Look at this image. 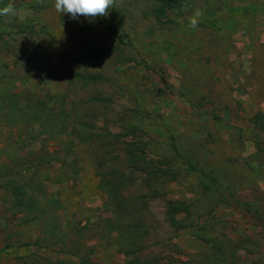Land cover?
<instances>
[{"label":"rangeland","instance_id":"374dc122","mask_svg":"<svg viewBox=\"0 0 264 264\" xmlns=\"http://www.w3.org/2000/svg\"><path fill=\"white\" fill-rule=\"evenodd\" d=\"M175 1L178 7L169 14V21L157 24L152 15L154 0H117L119 13L112 21L123 24L121 30L129 35L123 41L113 38L104 26H92L93 20L83 16L73 20L57 13L54 0H0V8L18 7L16 15L5 16L0 25V34L11 38L9 44L0 41V68L7 66L9 76L1 80L10 81L18 105L0 108V264L61 260L79 264L88 256L90 264H124L122 250L128 248H123L122 240L135 242V236L131 231L122 239L106 235L105 222L111 215L103 211L105 200L99 185L104 180L99 173H109L112 182L124 181L121 195L132 201L136 212L123 215L117 211L122 215L120 225L133 218L141 222L132 257L143 263L161 258V264H210L204 255L206 244L190 236L189 230L177 233L167 219L169 201L201 194L194 177L168 185L164 194L161 190L152 193L144 182L146 174L128 166L124 142L133 138H119L111 148L101 146L104 139L85 146L71 129L75 125L65 133L51 134L42 145L34 139L40 126L25 116L29 100L47 102L55 114L60 109L72 112V120L79 110L84 120H88L85 114L97 110L94 125L98 133L105 129L123 135L133 124H148L151 136L140 135L151 144L146 148L147 160L165 154L172 137L182 143H190V137L210 140L213 167L227 157L238 160L234 171L225 169L226 178L240 185L242 199L254 195L251 186L255 183L264 190L263 175L253 170L257 164L247 161L253 143L238 141L251 134L247 122L258 111L264 113V0ZM196 8L204 15L192 29L188 18ZM11 21L15 25L9 32ZM102 51H111V55L99 59ZM90 74L102 79L88 86L78 78L72 82L74 75ZM94 95L110 102L93 105ZM203 96L221 105L201 116L197 104ZM212 112L218 119H212ZM41 137L49 138L47 134ZM130 172L133 182L121 177ZM14 185L25 191V200L34 196L43 210L39 220L21 225L26 213L12 207ZM203 207L202 221L208 228L225 230L242 242L233 248L238 249L237 258H227L224 264H264V232H259L246 212L216 208L209 202ZM248 238L256 239L255 244ZM7 246L11 249L4 250Z\"/></svg>","mask_w":264,"mask_h":264},{"label":"trees","instance_id":"16d2710c","mask_svg":"<svg viewBox=\"0 0 264 264\" xmlns=\"http://www.w3.org/2000/svg\"><path fill=\"white\" fill-rule=\"evenodd\" d=\"M177 4L178 3H176L175 0H154L152 15L154 16L156 23L163 24L164 22L169 21V14L176 10L178 7ZM31 6H33L32 8H37L34 7L36 5L32 4ZM14 7L17 10V5H14ZM118 13L117 0H115V4L111 9H109L108 15L95 18L93 20L92 26H104L105 29H107L111 33V36L115 39L120 38L123 41L124 38L129 39V35L126 33V31H124V29L121 30V26L123 28V24H115L112 21L114 17L116 18ZM4 17L5 16H0V25L3 24ZM14 25L15 22L13 21L9 23V32H11ZM27 28L32 29L31 25H27ZM27 36L28 33L25 37ZM10 39L11 38L9 34H0V41L7 42H4L5 44H9L8 41H10ZM101 53L102 54L99 56V59L111 55V51H102ZM7 69V66H1L0 68V108H4V105L8 104L15 107L18 106L14 104L15 101L13 98L16 95L13 93L14 90L10 87V81L2 82L1 80L2 78H9ZM251 71L255 73V67H252ZM252 77L253 76H250V79ZM75 78L81 80L84 83V86L94 83L97 84V82L102 79L100 75L95 74H90L88 76L74 75L72 82ZM199 99L200 104H197V102L196 104L199 106L198 109L201 110L199 113L201 116L207 115L210 108L216 109L218 108V105H221V102L215 99H213L215 101L214 104L210 103L211 100L209 99V96H203ZM1 101L4 103L1 104ZM90 102L93 105H97L101 102H105V104L109 103L110 100L101 98L99 95H94ZM26 104L25 116L40 126V132L36 135L37 137H34V139H37V141L40 140L39 142H42V145L45 144L46 140L48 141L52 138L51 134L56 136V134L59 135L61 132L65 133L66 129L70 128L72 125L77 126L76 129L75 127H71V129H73L72 131H77L81 143L85 146L95 145L100 139H104L106 143L101 144V146H104V148L106 146L111 148L112 144H114V141H118L119 138H133L132 141L126 140V142H124L126 144V154L129 156L128 166L135 168L132 169L133 172L138 169L140 172L146 174L144 182L146 183V187H148L149 190H152V193L157 192L158 190H161L162 192V190H165L168 185L178 182L183 178L194 177L195 180H197L198 188L202 191L201 194L200 192L195 193L196 198L194 199L183 198V200L175 199L169 201L167 219L177 233L183 232L184 230H189L190 236L198 238L204 242V244H206L208 251H206L204 255L208 263L224 264L227 258H237L236 252L238 249L236 250L233 248L239 247V244L242 242L233 239L225 230H212L205 225L206 222L202 221V218L206 215L204 214L205 209L203 206L207 202L213 204L216 208L233 207L243 210L246 212L247 216L250 217L252 222L258 224L260 227L259 232H264V190L258 186V183H255V187L251 186V188H254V195H252L250 199H242L238 195V192L242 190L239 187L240 185L238 186L232 177L229 176L230 178H226L227 171L225 169L230 168L234 171V166H236L235 162L238 160L227 157L225 160H223V163L213 167L211 165L212 163L209 161V154L212 155V150L210 148L211 146L208 145L211 143L210 140L206 142L204 139H201V137L196 139H192L190 137V140H192L190 143H182L178 138L172 137L171 141L168 143L169 147L166 148L165 154L159 153L155 159L151 158L147 160L145 158L146 148L148 145L151 146V144L147 141H143L140 135L146 134L147 136H151L147 132V128L149 127L148 124H146V126L143 125L142 127L144 128L133 124L131 125V129H129L128 132L123 135H112L108 130L105 129L102 133H98V130L94 125L96 119L99 116L97 110L92 114H85L86 117L84 116V118L88 120L83 119V113L79 110L75 114L76 120H72L69 119L73 116L72 112H69L65 109H60V112L55 114L52 111V108H50L45 101L33 102L32 100H29ZM212 113V119H218L219 115H217L215 112ZM247 124L251 125V134L248 137H245L244 140L241 138L242 141H238L241 143H253L254 150L247 161H252V163L255 162L257 164L256 169H253L254 167L251 168L253 170L259 171L261 175H263L262 179L264 180V113L262 111H258L250 119V121L247 122ZM238 130L241 133L240 136L243 137L244 135L242 133V128H238ZM45 134H47L49 138L46 139L41 137ZM121 142L123 141L121 140ZM117 159L118 157H114V160ZM247 161L246 166L249 167L250 163ZM133 172L128 174L121 173V177L125 178L129 182H133ZM76 174L78 177L77 179L82 177L79 171L76 172ZM99 175H101L104 180L99 185L101 190L100 192L104 196L103 200H105L103 211L106 210L111 215V217L107 218V221L105 222L108 231L106 235L114 236L115 234V236L122 239V237L125 236L128 231H131L130 233L135 236V240L137 241V234L139 232V228L141 227V222L139 223V221L133 218L132 221L127 225H120L121 221L118 218L119 216H122L121 214L133 215L136 212L131 205L132 201L123 199V196L121 195L122 188L125 186L123 183L124 181H121V183L112 182L111 178H109V173H99ZM13 188L15 190L16 199L12 207L15 208L18 213H26V217L21 225L28 222L33 223L34 220H39L42 216L43 210L41 207L36 205L37 203L34 199V196L25 200V191L21 190L17 185H14ZM162 194L164 193L162 192ZM155 196L160 195L156 194ZM117 211L121 214H119ZM24 221L26 223H24ZM197 225H199V227ZM210 233H214V236L211 237ZM255 240L256 239L248 238L246 241L255 244ZM117 241L120 245L119 240ZM122 241L123 242L121 245L123 248L124 246L128 248V251H125V248L123 250L121 249L126 259L124 264H161V258L156 259L154 263H143L141 260L132 257L131 255L136 254L137 250L133 248H135L138 244L135 243L136 241L131 242L127 239H123ZM60 242L63 241L61 240ZM57 244H59V242ZM22 246L26 247L30 245L23 244ZM244 246L247 247L249 245L245 243ZM7 249H11V247L7 246L4 250ZM41 249L45 250L46 246L41 247ZM248 250L250 251V249ZM88 257L87 260L83 258L80 259L79 264H90ZM65 263L62 260L57 261V263L55 261L49 262V264ZM234 263L235 261H233V264Z\"/></svg>","mask_w":264,"mask_h":264},{"label":"clouds","instance_id":"9594fccd","mask_svg":"<svg viewBox=\"0 0 264 264\" xmlns=\"http://www.w3.org/2000/svg\"><path fill=\"white\" fill-rule=\"evenodd\" d=\"M114 4L115 0H54L53 6L57 13L68 14L73 20H78L80 16L94 20L97 17L107 16ZM15 15L16 9L12 4L0 8V16ZM203 15L204 12L200 8L194 9L188 18L189 26L196 29Z\"/></svg>","mask_w":264,"mask_h":264}]
</instances>
